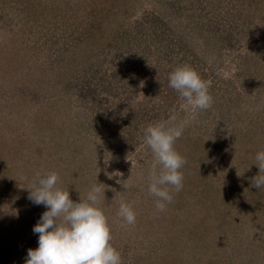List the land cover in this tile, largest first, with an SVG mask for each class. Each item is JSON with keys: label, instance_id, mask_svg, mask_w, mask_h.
Returning <instances> with one entry per match:
<instances>
[{"label": "rangeland", "instance_id": "obj_1", "mask_svg": "<svg viewBox=\"0 0 264 264\" xmlns=\"http://www.w3.org/2000/svg\"><path fill=\"white\" fill-rule=\"evenodd\" d=\"M105 1L0 0V264H24L38 246L32 229L46 209L28 199L29 188L37 172L53 171L75 202L94 185L105 190L102 206L122 264H230L220 243L207 251L196 243L211 233L234 234L221 226L223 215L217 220L218 208L202 212L196 190L217 192L221 184L210 179L218 152L202 163L209 139L222 134V148L264 111V0L221 1L209 23L218 36L201 30L194 41L182 28L193 30L201 18L197 25H208V17L192 14L198 3H181L179 14L169 8L172 0ZM184 64L209 82V109H184L169 87L170 72ZM170 115L188 122L175 142L185 160L183 187L160 212L148 192L153 156L143 134ZM121 201L134 207V224L118 215ZM221 208L241 219L240 229L264 232L256 213Z\"/></svg>", "mask_w": 264, "mask_h": 264}, {"label": "clouds", "instance_id": "obj_2", "mask_svg": "<svg viewBox=\"0 0 264 264\" xmlns=\"http://www.w3.org/2000/svg\"><path fill=\"white\" fill-rule=\"evenodd\" d=\"M169 87L179 93L182 107L195 113L212 106L209 82L191 66L184 64L169 74ZM187 121L170 115L166 120L150 123L144 129V144L151 150L148 192L155 198L156 209L164 211L173 200V192L183 187L185 164L175 142L183 135ZM259 173L252 184L264 186V151L256 153ZM56 172H37L28 199L45 211L33 226L38 246L29 248L24 264H122L121 254L111 243V225L102 206V190L94 185L86 198L73 201L68 190L57 186ZM124 188L129 185L124 184ZM118 215L127 225L136 222L132 204L121 201Z\"/></svg>", "mask_w": 264, "mask_h": 264}, {"label": "trees", "instance_id": "obj_3", "mask_svg": "<svg viewBox=\"0 0 264 264\" xmlns=\"http://www.w3.org/2000/svg\"><path fill=\"white\" fill-rule=\"evenodd\" d=\"M221 1L224 2V0H220V2L218 0H172L169 8L172 10L173 8L176 9V13L178 12L180 14L182 8H178V7L181 6V3L188 2L190 5L197 3L200 4V8L198 7L199 11L195 10L192 12V14L197 12L198 15L202 14V17L203 16L205 18L208 17V21H207L208 25L203 26L204 28L200 27L197 24L203 18H201L199 21H196V19H194L193 21H195L196 24L191 25V27H194L193 30H189L187 28L186 30L185 28L182 29L183 31H186V34L188 33L194 34L193 37L192 36L189 37L190 39H192L191 41H194L195 38L202 36V35H198V32H200L201 30L205 31L206 35H209L211 39V37L213 36H218L217 34L219 31L218 27L216 28L215 26V28H213L209 23L212 21L213 16L217 14V9L221 8ZM106 2L107 0L105 1V3ZM165 4L166 3L159 1V5L161 7L164 6ZM117 6L119 7V5L116 2L110 5V7H113V9H116ZM166 9L167 8L165 7V10ZM115 12L118 11L116 10ZM114 15L115 14H110L106 17L107 19H111ZM211 32L213 33L212 35L210 34ZM133 55L134 54H132V56ZM261 65L264 66V64ZM263 73H264V67H261V74ZM247 123H248L247 128L245 130L240 131L242 133L239 134L235 132L234 134L230 135L229 139L223 140L224 146L222 148H220V144H219L221 141L220 139L222 137V134H216L213 136L214 138L212 137L209 139L210 148L205 152H210V153L208 158L207 157L203 158L202 163L203 164L205 163V159L211 158V153L216 154L218 152L217 156H223V159L226 161L219 162L220 161L219 160L217 162V158H218L217 156L216 158L213 159V161L216 160V163L214 164V169H215L214 175H212L210 170V179L212 178L211 182L217 184V182L213 181L214 179L213 176H215V179L219 180L221 184L218 185V188H215L217 192L209 190L206 187H198L196 190V195L199 196V198H201L200 207L202 212L212 211V209L218 208L217 213L219 215L217 217V220H219L220 215H223L225 221L224 223L221 224V226L226 227L227 231L229 230V232L234 233V234L217 235V237L222 236L223 238H214L212 237L211 235L212 233H211L206 237L197 238L196 243H206L205 244L206 251L209 249L208 247L214 246L212 244H215L216 242L222 245V248H224L225 250V254L228 253L229 250L231 251L233 250V257L232 256L227 257L225 254H223V258L225 257L226 259L231 258L230 260H228L230 261V264H232V262L233 264H264V232L258 230L255 232L257 234H254V231L257 228L254 227L253 229H251L249 226L246 227V225L245 227L240 229L239 226H237V224L235 223H238V221L241 219H232V217L226 216L223 213L224 208H221L222 206L225 205V203H228L236 207L233 210L239 215L243 214L247 217L250 212H253L256 213L258 217L264 218V200L261 199L264 198V186H262L260 189H257L252 184L253 178L259 173L258 166L254 164L256 153L259 151H264V111H262L261 113H257L256 116H253L251 120L247 121ZM239 143H241L240 146H238ZM235 146H238L237 148L238 153H240L242 150H247V149L249 150L247 154L244 153L243 155H241L237 153L238 155L236 154V159H234L233 152L235 151H233V148ZM237 161L240 162V166L238 167H236ZM249 162H251L252 166L248 165ZM250 188L251 191L248 194ZM238 193L240 195H238ZM221 199L223 200L221 201ZM220 201H221V205L219 206L218 204ZM226 214H228L227 211ZM243 220H246V218L243 217ZM217 223L218 222L214 220L212 225H216ZM234 224L236 226H234ZM261 227L264 228V224L263 226L261 225L260 228ZM251 233L253 235L249 236ZM233 237H236L235 241L237 245H233V248H230ZM191 238H192L191 236H188V239ZM194 248L196 250L198 249L197 246H195Z\"/></svg>", "mask_w": 264, "mask_h": 264}]
</instances>
